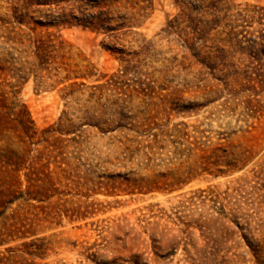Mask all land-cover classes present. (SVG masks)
Masks as SVG:
<instances>
[{
  "label": "rangeland",
  "instance_id": "rangeland-1",
  "mask_svg": "<svg viewBox=\"0 0 264 264\" xmlns=\"http://www.w3.org/2000/svg\"><path fill=\"white\" fill-rule=\"evenodd\" d=\"M0 264H264V0H0Z\"/></svg>",
  "mask_w": 264,
  "mask_h": 264
},
{
  "label": "trees",
  "instance_id": "trees-1",
  "mask_svg": "<svg viewBox=\"0 0 264 264\" xmlns=\"http://www.w3.org/2000/svg\"><path fill=\"white\" fill-rule=\"evenodd\" d=\"M179 1V0H178ZM210 4H213L214 5V3H212V2H210ZM200 33V31H197V33H195V36H197V34H199ZM200 36H201V34H199L197 37H196V40H198L199 38H200ZM199 41V40H198ZM196 43V42H195ZM195 43H194V45H195ZM188 46V48L191 50V51H193V52H196V51H194V48H192V46L191 45H187ZM193 55L194 56H198V53H193ZM210 68H211V66H210Z\"/></svg>",
  "mask_w": 264,
  "mask_h": 264
}]
</instances>
